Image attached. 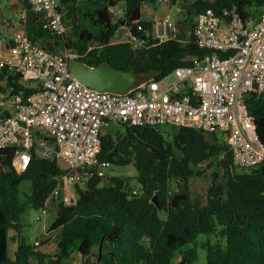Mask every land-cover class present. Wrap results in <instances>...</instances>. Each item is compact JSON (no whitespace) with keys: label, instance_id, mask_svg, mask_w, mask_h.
<instances>
[{"label":"trees","instance_id":"obj_1","mask_svg":"<svg viewBox=\"0 0 264 264\" xmlns=\"http://www.w3.org/2000/svg\"><path fill=\"white\" fill-rule=\"evenodd\" d=\"M156 1L58 0L67 25L63 36L44 29V16L32 12L25 0L16 1L15 10L23 15L25 37L43 49L72 51L89 66L105 63L135 71L147 80L167 76L190 66L192 58L211 53L199 49L192 35L185 44L154 40L153 22L142 21L141 11L143 5ZM170 2L181 3L187 24L189 18L208 9L223 16L234 8L242 16L256 18L264 7V0ZM122 6L121 18L114 21L109 8ZM132 26L147 36L143 46L111 43L118 29ZM0 83V95L10 90L24 96L33 92L12 73L1 75ZM247 105L264 145V94L252 96ZM117 125L114 134L101 136L99 160L117 167L133 166L139 192L132 195L123 179L110 177L104 185L102 179H94L91 188L75 186L73 205L52 200L50 206L56 213L48 229L56 234L52 256L41 249L47 240L33 246L19 243L20 217L27 209L44 210L58 177L65 172L56 160L32 151L27 169L18 173L11 166L15 149L0 151V264H62L74 255L80 257L79 264H195L196 240L201 235L218 240L202 243L206 264H264V162L237 173L228 144L213 134L172 127L169 142L160 128ZM203 164L224 172L222 183L217 174L212 175L204 203L189 191V180L201 173L198 169ZM24 182L30 184L31 193L21 199L19 187ZM175 196L182 198L173 207ZM154 198L156 205L151 202ZM9 243L16 245L12 257Z\"/></svg>","mask_w":264,"mask_h":264},{"label":"built area","instance_id":"obj_2","mask_svg":"<svg viewBox=\"0 0 264 264\" xmlns=\"http://www.w3.org/2000/svg\"><path fill=\"white\" fill-rule=\"evenodd\" d=\"M25 1L32 12L44 16V29L66 34L58 0ZM109 14L113 20L121 18L120 8H109ZM17 20L11 40L0 51V76L18 75L33 92L24 96L10 90L0 95V151L15 149L11 166L18 173L27 169L32 151L67 167L45 211L61 190L108 178L105 171L110 164L99 160V153L104 128L111 123L188 128L217 139L220 134L235 168L249 170L264 162V145L247 105L252 96L264 94V7L256 18L242 16L234 8L223 16L211 9L198 13L190 36L199 49L211 53L192 58L190 66L167 76L140 81L123 95L82 85L69 72V62L79 56L68 50L50 52L30 42L21 27L23 15L18 13ZM152 22V38L159 43L188 42L183 39L186 22L174 23L168 16ZM125 42L140 47L145 41L128 29ZM41 137L53 145L35 141ZM69 193L76 196L75 190Z\"/></svg>","mask_w":264,"mask_h":264},{"label":"rangeland","instance_id":"obj_3","mask_svg":"<svg viewBox=\"0 0 264 264\" xmlns=\"http://www.w3.org/2000/svg\"><path fill=\"white\" fill-rule=\"evenodd\" d=\"M82 1V0H80ZM195 0H188L189 3L194 2ZM18 2H15L14 0H0V43H5L11 40V37L14 33V29L11 27H15L17 23V16L14 14L16 12L15 6ZM18 14V13H17ZM186 13L182 8L181 3L176 2L175 4H172L170 0L167 2H164V0H157L154 5L146 4L143 5L142 11H141V20L146 22L153 19H163L164 17L168 16L169 19L174 23L184 22L186 17ZM120 17V15H119ZM195 18L191 17L188 19L187 28L183 32V39L185 41H189L190 39V28L191 24L194 22ZM116 21V20H114ZM6 22L11 23L12 25L6 26ZM127 33L128 29L121 27L118 29L114 37L112 38V43H120L125 42L127 40ZM58 50L57 52H59ZM171 78H168L167 81H170ZM33 85V84H30ZM118 129V125L111 123L108 124L107 127L104 128L103 133H109L114 134ZM160 131L164 134L165 139L169 142L172 140L173 135V128L172 127H161ZM218 139L221 138L220 134H217ZM42 140V141H41ZM36 142L41 141L44 142L46 146L50 147L52 146V142L50 140H44V137L37 138L35 140ZM213 163H216L213 161ZM208 164H203L198 169L199 175L194 176L189 180V191L191 194V197L198 198L202 203L205 202L206 198V192L211 184V179L213 174H217L219 177V182H224L223 178V169L220 167L213 166L210 169H207L206 166ZM59 167L62 170H67V167L59 163ZM243 170L240 168H236L235 172L240 173ZM108 177H116L123 179L125 181L126 188H130L131 190H135L136 192H139V186L137 185L135 181V170L133 166H124V167H117L110 165V167L105 171ZM107 182V180H103V185ZM77 187L79 189H84V184H78ZM75 190V186L73 185L69 190L63 189L61 190V193L59 195V202L64 203L65 205H73L77 197H71V193ZM19 193L21 196V199H25V195H30L31 193V186L28 182H24L19 187ZM58 201V200H57ZM56 217L55 213V207L52 209H48L47 211L40 209V210H33V209H27V211L20 217V239L19 243L22 245L23 242L26 246H33L39 241L47 240L46 243L42 246V252L48 254L49 256H52L55 251V233L48 232V229L50 225L53 223L54 219ZM9 236H11V232L8 233ZM207 240H209L210 244H215L217 238L215 236H199L196 240L197 245H195V248L197 249V261L195 264H206V251L202 248V243H205ZM220 244L224 245V241L220 240ZM16 245H12L9 243V256L12 257V252L15 250ZM190 247H193V245H190ZM76 257L75 255L72 256L71 259L63 261L62 264H75ZM53 264V263H51Z\"/></svg>","mask_w":264,"mask_h":264},{"label":"water","instance_id":"obj_4","mask_svg":"<svg viewBox=\"0 0 264 264\" xmlns=\"http://www.w3.org/2000/svg\"><path fill=\"white\" fill-rule=\"evenodd\" d=\"M122 8L123 6L120 9ZM129 32L139 40H147V36L139 32L135 26H132ZM9 45L13 46V43L9 42ZM69 72L82 85L91 90L110 92L119 95L126 94L129 90L133 89L137 83L143 80V77L135 71H123L105 63L92 67L77 59L69 62ZM76 172L81 173V170H76ZM73 173L74 172H71V174ZM108 178H106V180H108ZM93 185V180H88L86 182L87 188H91ZM181 198L180 196H175L172 206L175 207ZM151 202L155 205L157 204L155 198L151 200ZM50 209H52L51 206Z\"/></svg>","mask_w":264,"mask_h":264},{"label":"crops","instance_id":"obj_5","mask_svg":"<svg viewBox=\"0 0 264 264\" xmlns=\"http://www.w3.org/2000/svg\"><path fill=\"white\" fill-rule=\"evenodd\" d=\"M14 1H15V0H14ZM17 13H19V12L16 11V12L14 13V14H16L15 16H17ZM5 24H6V26H7V25H9V26L12 25V24L9 23V22H6ZM11 28H12V27H11ZM6 43H7V42H5V43H0V51L3 50V49L5 48ZM111 43H112V40H111ZM11 234H12V233H11ZM12 245H15V244H12ZM75 257H76V262H77V263H75V264H79V263H80V260H81L80 257H79V256H76V255H75Z\"/></svg>","mask_w":264,"mask_h":264}]
</instances>
